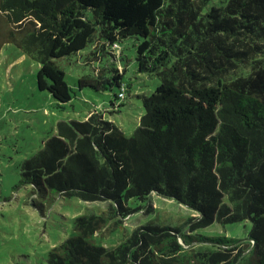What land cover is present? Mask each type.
Listing matches in <instances>:
<instances>
[{
  "label": "trees",
  "instance_id": "1",
  "mask_svg": "<svg viewBox=\"0 0 264 264\" xmlns=\"http://www.w3.org/2000/svg\"><path fill=\"white\" fill-rule=\"evenodd\" d=\"M124 39L149 93L132 92L115 63ZM4 44L37 62L36 87L59 106L74 94L62 66L74 55L89 66L78 90L112 91L118 108L125 92L141 101L131 135L93 105L20 162L19 183L40 198L106 203L73 218L49 264H264V0H0ZM153 194L194 214L96 240L142 209L132 202L149 211ZM244 221L246 240L200 232Z\"/></svg>",
  "mask_w": 264,
  "mask_h": 264
},
{
  "label": "rangeland",
  "instance_id": "2",
  "mask_svg": "<svg viewBox=\"0 0 264 264\" xmlns=\"http://www.w3.org/2000/svg\"><path fill=\"white\" fill-rule=\"evenodd\" d=\"M133 49L131 39H124L120 45L113 44L112 53L115 56L123 54L119 59L121 63L115 62V58L114 62L119 69L125 66V80L132 81V92L149 93L148 89H153L154 84H142L148 80L141 75L134 77ZM62 66L74 94L69 103L59 106L47 91L37 89V62L21 57L12 44H4L0 49V264H49L47 251L72 233L73 218L105 208L106 203H87L76 197L40 198L29 185L19 183L20 162L55 133L57 121L83 119L96 105L107 119L126 135H131L142 110L140 99L127 92L118 108L108 105L112 91L89 93L87 89L78 90L76 78L88 72L89 66L77 61L75 55ZM132 203L143 207L123 218L115 231L105 229L96 234L99 243L113 246L136 226L180 225L194 214L193 210L163 195L153 194L149 211L146 210L148 201ZM249 229L250 222L244 221L224 227L212 225L200 232L246 240Z\"/></svg>",
  "mask_w": 264,
  "mask_h": 264
}]
</instances>
